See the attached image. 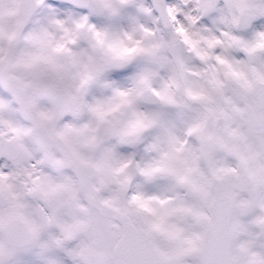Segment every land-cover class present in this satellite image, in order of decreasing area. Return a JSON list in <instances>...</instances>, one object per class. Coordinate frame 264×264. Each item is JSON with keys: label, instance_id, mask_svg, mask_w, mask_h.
<instances>
[{"label": "snow or ice", "instance_id": "1", "mask_svg": "<svg viewBox=\"0 0 264 264\" xmlns=\"http://www.w3.org/2000/svg\"><path fill=\"white\" fill-rule=\"evenodd\" d=\"M0 264H264V0H0Z\"/></svg>", "mask_w": 264, "mask_h": 264}]
</instances>
